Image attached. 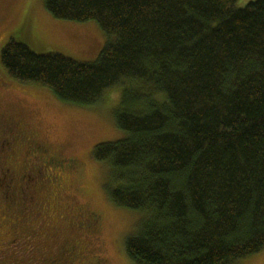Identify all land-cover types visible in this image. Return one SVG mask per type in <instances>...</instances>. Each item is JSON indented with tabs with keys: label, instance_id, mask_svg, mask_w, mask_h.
<instances>
[{
	"label": "trees",
	"instance_id": "trees-1",
	"mask_svg": "<svg viewBox=\"0 0 264 264\" xmlns=\"http://www.w3.org/2000/svg\"><path fill=\"white\" fill-rule=\"evenodd\" d=\"M238 1L45 0L57 20L99 25L97 60L14 39L1 52L11 79L66 103L122 89L124 137L93 158L108 198L140 215L125 241L135 264H236L264 250V0Z\"/></svg>",
	"mask_w": 264,
	"mask_h": 264
},
{
	"label": "rangeland",
	"instance_id": "rangeland-1",
	"mask_svg": "<svg viewBox=\"0 0 264 264\" xmlns=\"http://www.w3.org/2000/svg\"><path fill=\"white\" fill-rule=\"evenodd\" d=\"M254 1L239 0L235 8ZM11 39L38 55L59 53L79 63L95 62L108 42L96 22L55 19L45 0H0V121L15 123L25 136L20 139L19 156L11 159V175L18 180L5 177L8 166L0 152V264H135L125 252V241L136 232L140 215L108 198L107 170L93 158L96 145L124 137L113 117L122 89H112L99 104L83 107L61 101L48 88L17 82L1 63V52ZM30 149L37 152V164L47 163L50 155L76 161V181L74 172L50 173L66 179L64 187L38 182L31 200L32 193L20 192L18 184L27 181H20L18 171L27 170L33 159L27 155ZM43 167L51 170L48 164ZM53 183L60 188L56 179ZM88 214L101 219L93 215L91 221ZM236 264H264V250Z\"/></svg>",
	"mask_w": 264,
	"mask_h": 264
},
{
	"label": "flooded vegetation",
	"instance_id": "flooded-vegetation-1",
	"mask_svg": "<svg viewBox=\"0 0 264 264\" xmlns=\"http://www.w3.org/2000/svg\"><path fill=\"white\" fill-rule=\"evenodd\" d=\"M1 117V116H0ZM17 125L15 123H9L5 120L2 119V121H0V129L2 132H0V135L1 137H4L2 138V141H1V145H0V152L4 153L5 154V162H6V165L8 166V168H6L5 170V177L8 175V176H12L13 179L15 180H18V177L14 178L15 177V174L12 173L11 175V167L13 168V165H12V161L11 159H14L15 157L19 156L17 155V152L20 151L19 146H20V143L23 138H25V136H23L22 132L19 131V128L17 127V132L14 133V130L16 129ZM9 128H12L13 129V134L11 133V130ZM24 142V141H23ZM15 144H17L16 148H14ZM10 152V154L8 155V157L6 156L7 153ZM28 156H32L33 159L27 163V170L25 172H23L22 170L21 171H18V174H19V177H20V181H24L25 179L27 180L26 184L24 183H18L20 185L19 187V191L20 192H24V189L28 190V193H29V196H30V192L32 193V197H31V200L34 199V195H36V189L35 188V185L39 182V183H42L45 185V182L44 181H47L49 184L51 182V184H53V188H57V189H62L64 187V184H65V180H62V179H57V177L55 176H52V175H49L50 173L53 174V172H62V171H69L70 173L73 172V171H79V165L76 167V161H64V160H56V159H51V155L48 156V162L47 163H44L39 161L38 164H37V158L34 157V153H37L36 151H34L33 149H30L29 152H27ZM36 160V162L34 161ZM76 162V163H75ZM46 164L50 165L51 167V170L50 168L48 167L46 170H44L43 166H45ZM41 167V168H40ZM48 170V171H47ZM55 179L57 181V184L59 187H54V183L55 182ZM40 180H43V181H40ZM33 188V190H32ZM97 217V219L100 218V216H98L97 214H88L87 216L91 218V221L94 220V217ZM75 255V254H74ZM62 256V254H61ZM76 258L79 257V254L75 256ZM96 260V263L98 262V259L95 258ZM81 261V260H80ZM86 264V263H84Z\"/></svg>",
	"mask_w": 264,
	"mask_h": 264
}]
</instances>
